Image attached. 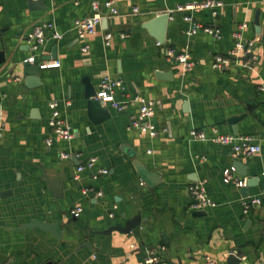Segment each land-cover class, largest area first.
<instances>
[{"label":"crops","instance_id":"0c3cea01","mask_svg":"<svg viewBox=\"0 0 264 264\" xmlns=\"http://www.w3.org/2000/svg\"><path fill=\"white\" fill-rule=\"evenodd\" d=\"M40 1L0 0V51L6 55L0 64V264H144L150 254L172 264H206L208 258L225 264L234 252L241 264H264V0H219L217 15L188 11L220 28V38L204 31L188 36V12L177 11L204 0H114L117 14L108 0ZM95 2L101 25L80 39L74 21L92 16ZM160 14L169 15L162 42L148 26ZM48 22L63 37L49 32L32 50L29 34ZM245 23L243 36L255 43L253 68H213L214 55L234 46V33ZM186 51L192 67L176 60ZM33 55L31 63L41 70L29 81L23 63ZM104 76L122 80L128 97L154 104L156 136L131 127L138 103L119 111L101 102L109 117L92 119L86 92L89 87L97 96ZM125 97L117 93L118 100ZM51 101L71 124L72 140L52 133ZM236 116L240 120L231 123ZM192 129L209 137L250 136L262 151L246 155L232 145L194 140ZM92 157L96 168L75 179L78 165ZM136 160L154 172L157 184L142 180ZM231 166L248 179L246 187L224 182ZM98 168L109 172L95 177ZM200 183L216 206L192 208L190 187ZM253 196H262V204L246 213L243 199ZM137 216L142 224L132 231L105 233ZM36 219L60 223L62 237L23 228Z\"/></svg>","mask_w":264,"mask_h":264},{"label":"built area","instance_id":"2783aa9c","mask_svg":"<svg viewBox=\"0 0 264 264\" xmlns=\"http://www.w3.org/2000/svg\"><path fill=\"white\" fill-rule=\"evenodd\" d=\"M106 5L109 6L113 14H117L118 10L114 7V0H108ZM222 3L219 0H204L189 4L185 7H179L177 11H194V10H205L209 9L214 15H217L219 12ZM94 13L92 16L86 18H78L74 21V28L77 32V35L80 39H86L89 35H92L97 32L98 28L101 25L103 20L102 14L99 12V4L94 3ZM134 11H139L138 8H135ZM184 20L190 24L189 29L187 30L188 36H193L200 31H204L207 34L216 36L220 38L222 36V31L220 28L214 26L204 25L197 21L191 13L184 15ZM247 27V24H242L237 32L234 33L235 44L234 46L225 54H216L214 55L213 68L222 69L231 64L237 65L243 68H253L257 62V55L255 53V43L252 40H247L243 36V30ZM51 32V36L54 39H61L63 36L59 33L53 22H48L44 24L36 25L33 31L28 36V44L31 49L34 51L39 50L48 40V34ZM106 43L109 44L111 40V35L107 34ZM84 51L88 50L87 46L83 47ZM35 56H30L27 60L29 62L35 61ZM176 60L180 63H183L186 67L194 66L191 61V55L189 51L184 53L176 54ZM58 62L53 64H48V66H57ZM121 92L123 96H126L123 100L117 99V93ZM97 99L103 104L111 105L119 111H124L131 103H138L139 110L136 114L131 116L130 125L133 128L139 129L142 132L149 133L151 136H156L158 130L156 129L155 124L152 122V117L155 114L154 104L151 101L146 100L140 95L134 97H128L125 93V86L122 80L113 78L112 76H104L102 78L100 88L97 92ZM69 105V103H67ZM49 107L51 109V116L49 119V126L52 133L61 140H72L74 138V133L71 124L69 121L62 115L59 110V103L57 101L49 102ZM2 134L1 125H0V135ZM191 137L194 140H213L215 142L232 145L234 152H244L246 155H253L262 151V147L258 144H252V138L250 136H238L234 134H218L214 137H209L204 131L198 129L191 130ZM53 142L52 138L47 139V144L51 145ZM62 157L67 159L70 158V153L64 152ZM97 158L92 157L87 162L78 165L75 179H77L80 174L87 170H94L97 165ZM236 168L231 166L226 168L223 173V179L226 183H235L239 187H246L248 185V179L240 177L236 173ZM108 169L98 168L94 173V176L97 177L100 174H108ZM194 195V202L192 208L197 210L202 207H213L216 206V203L210 200L207 196L206 190L202 183L193 184L190 187ZM85 194L89 193L86 189L83 191ZM102 195L101 192L98 194ZM262 196H253L245 197L243 199L244 211L248 213L253 207L262 204ZM82 211L79 208L78 212ZM113 216V214H112ZM144 264H172L171 262L164 260L159 254H150L145 259ZM206 264H216L214 260L210 258L207 259Z\"/></svg>","mask_w":264,"mask_h":264},{"label":"water","instance_id":"95a60500","mask_svg":"<svg viewBox=\"0 0 264 264\" xmlns=\"http://www.w3.org/2000/svg\"><path fill=\"white\" fill-rule=\"evenodd\" d=\"M40 1V0H39ZM38 0H29L30 4L32 5H39L41 1ZM169 15L168 14H160L158 15L155 20L152 23H149L148 26H150L153 29L154 36L159 40L163 41V37L166 32L167 23H168ZM6 61V55L4 51H0V64ZM41 65L34 64L26 60L23 63V74L28 78L29 81H36L35 77H38L40 74ZM86 98L88 99V111L90 116L94 121L104 120L109 117V108L106 106L104 107L102 103L97 99L96 93L89 90V87L86 92ZM98 112L102 114L98 118ZM240 120L239 116L233 117L230 119L231 123L236 124ZM135 167L137 169L138 174L142 178L144 182H146L149 185H155L157 184V181L159 180L158 177L154 174V172L150 171L148 168H146L140 161H135ZM50 186L53 188H57L58 186L61 187L60 183H57L55 181L49 180ZM56 191V190H55ZM57 195V194H56ZM58 196V195H57ZM142 224V219L140 216H137L131 220H129L125 227H119V226H113L109 230H106L105 233H110L114 230H118L121 232L128 233L135 229L137 226H140ZM25 229H35L40 228L42 230H45L47 232H51L57 237L61 238L63 235V228L60 223H50L42 220H32L30 223L25 224L23 226ZM242 260L238 256V252L232 253L226 260L225 264H241Z\"/></svg>","mask_w":264,"mask_h":264}]
</instances>
